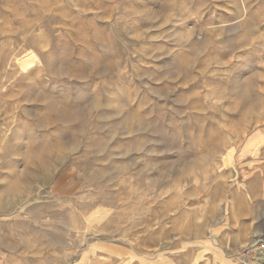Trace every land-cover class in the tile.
Here are the masks:
<instances>
[{"label":"rangeland","instance_id":"rangeland-1","mask_svg":"<svg viewBox=\"0 0 264 264\" xmlns=\"http://www.w3.org/2000/svg\"><path fill=\"white\" fill-rule=\"evenodd\" d=\"M258 237L264 0H0V264H264Z\"/></svg>","mask_w":264,"mask_h":264},{"label":"built area","instance_id":"built-area-1","mask_svg":"<svg viewBox=\"0 0 264 264\" xmlns=\"http://www.w3.org/2000/svg\"><path fill=\"white\" fill-rule=\"evenodd\" d=\"M240 252L246 257H257L258 254L264 255V237H258L252 244H248Z\"/></svg>","mask_w":264,"mask_h":264},{"label":"bare ground","instance_id":"bare-ground-1","mask_svg":"<svg viewBox=\"0 0 264 264\" xmlns=\"http://www.w3.org/2000/svg\"><path fill=\"white\" fill-rule=\"evenodd\" d=\"M194 26L189 27V25H184L182 28H180L177 33L175 34L180 40L185 39L189 40L191 36L194 34ZM178 39V40H179Z\"/></svg>","mask_w":264,"mask_h":264}]
</instances>
